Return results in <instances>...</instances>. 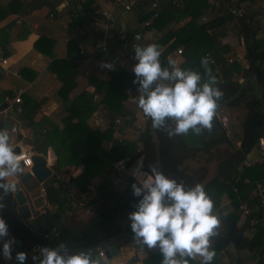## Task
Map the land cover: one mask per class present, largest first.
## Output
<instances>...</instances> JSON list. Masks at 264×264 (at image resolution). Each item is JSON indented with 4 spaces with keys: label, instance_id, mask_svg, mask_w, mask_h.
<instances>
[{
    "label": "trees",
    "instance_id": "16d2710c",
    "mask_svg": "<svg viewBox=\"0 0 264 264\" xmlns=\"http://www.w3.org/2000/svg\"><path fill=\"white\" fill-rule=\"evenodd\" d=\"M184 2L182 8L168 4L162 6L157 18L153 19L150 26L146 28L152 27L159 34L156 37V43L160 47L165 46L160 57L164 67H169L167 55L178 47H181V56L184 59L180 66L199 70L202 75L205 73L200 65L201 57L210 55L214 59L215 63L210 67L218 78L219 87L224 92L219 109L235 108L242 104L246 112L240 124L239 146L236 148L230 146L225 131L216 117L212 132H205L200 136L190 131L187 135L169 138L165 131L153 129L150 118H147L143 130L137 134L134 141L114 138L116 131L122 132L120 128L127 129L135 121V116L122 106L127 99L124 93L126 88L135 85L133 84L134 73L129 74L121 68H115L109 73L107 82L93 83V94L82 91L69 99L68 94L76 87L77 60L81 58L78 50L73 47L67 59H54L47 66V70L60 82L57 95L61 100L65 116L60 120L59 125L46 121L42 127L43 130L38 132L40 141L32 142L37 152L44 153L50 147L56 157L55 162L50 166L51 175L46 180L43 190L46 202L49 205H57V209L54 213H44L43 221L33 223V229L37 233L49 237L46 242H43L44 247H56L64 243V248L60 251L68 256L87 248H97L109 241L118 247L132 241L133 234L128 214L134 211L137 198L132 195L131 185L134 179L131 176L125 177L124 187L119 193L116 192V188L107 187L101 183L97 185L95 195L101 202L100 207L85 223L75 222L72 225H67L60 220L67 211L68 203L64 186L57 176L67 167L82 166L79 191L86 193V186L94 174L111 170L113 164L119 160L126 159L124 166L128 168L139 159L143 161L144 170H148L150 165L157 163L159 170L165 175L178 182L183 181L188 187L203 183L205 191L215 202L214 212H217L223 195L230 199L233 211L225 216L217 214L221 217V225L224 224L225 228L220 227V235L212 238L217 253L212 264H217L221 251L228 246L236 252L252 253L255 264H264V230L255 227L246 237L243 235L244 228L236 227L237 205L239 202L247 201L253 194L255 183H264V160L247 167L241 166L246 156L257 148L258 141H264V76L255 65V60L260 57L258 52H263L264 55V29L261 33L258 32V19L246 13L241 15L234 13L238 10V4L243 3L244 0H184ZM210 2H216L217 7L212 6ZM147 3L148 0H143L136 4L135 8L133 7L139 24L150 17L151 12L144 9ZM14 4L19 5V2L12 0L6 8L0 7V21L12 12L11 6ZM182 9L190 12V19L176 30H168L169 15L180 12ZM212 13L214 16L207 22H198L203 14ZM229 16L232 18H228ZM230 20L235 23L237 34L243 38L244 59L248 63V68L242 73V83L233 79L234 72L226 63L225 55L229 52V48L220 45L218 41L220 36L209 34V31L231 22ZM124 37L126 39L128 36L125 34ZM40 41L51 44L44 38ZM0 49V56L6 57L7 53L1 44ZM31 75L33 79L35 74ZM99 94L101 98L95 100L94 96ZM21 105L20 116L29 127H35L32 118L37 106L29 98H25ZM98 109L103 110L107 119V126L102 131L89 128L87 123ZM122 113L127 116V119L116 127L113 120ZM167 127H174V123L168 121ZM103 143L110 144L108 151L102 147ZM219 146H225V153L222 157H216V162L211 153ZM200 153L208 154V157L203 160L205 164L211 161L216 162L213 175L207 181L205 178L208 172L205 167L192 169L184 165V160L195 159ZM8 201L9 195L6 199L7 206L0 211V216H3L9 225V237L26 243L29 237L15 223L8 210ZM20 218L25 220L28 214L24 213ZM235 260L239 264V261ZM161 261V254L155 251L142 260V264H161ZM0 264H4L1 256ZM191 264L197 263L191 262Z\"/></svg>",
    "mask_w": 264,
    "mask_h": 264
},
{
    "label": "crops",
    "instance_id": "0c3cea01",
    "mask_svg": "<svg viewBox=\"0 0 264 264\" xmlns=\"http://www.w3.org/2000/svg\"><path fill=\"white\" fill-rule=\"evenodd\" d=\"M11 1L12 0H0V7L6 8L7 4ZM17 1L19 2V5H12V12L7 14V16L0 21V44L3 46V50L7 53V56L4 58L0 56V58L5 60L4 64H0V104L2 103L5 95L11 94L16 89H22L24 92L21 96V104H23V100L25 98H29L37 106L32 118V122L35 127H29L20 115L17 116V121L15 123L13 122V124L18 127V134L21 136L20 142L22 144H29L33 148L32 142L36 140L37 142L38 140L40 141L41 137L38 132L43 130L42 127L44 123H46V121H50L53 124L59 125L60 120L65 116L61 100L57 95L60 82L56 79L54 74H51L47 70V66L52 60L67 59L73 47H75L76 50L83 51L84 53L83 59L86 60V63L83 67L85 70H88V75L84 76L79 72L80 67H82L80 64V60L82 58H80L77 60L78 64L76 67V87L68 94L69 99H72L82 91L93 93V83L96 81H102L104 83L107 82L109 73L115 68H121L129 74H133L132 68L136 63L134 59H118L115 61L113 68L102 72L95 70L89 61V59L98 56V54L95 53V46L100 40L101 31L99 28H96L93 33L88 32L90 31L89 26L92 25L94 21L101 20L99 17L100 11H108L113 13L115 16L114 32L119 34V37H117L118 39H116L112 48L116 50L120 48L126 53L132 52L134 54L135 45L143 47L150 44L151 40L158 37L159 34L152 27L143 28L136 20L133 7L135 8L136 4L138 5V3H141L143 0H126L130 7L128 11H124L122 7H119L118 10L112 9V3L114 0ZM157 1L160 4V8L167 4V0ZM78 8L80 9V12L77 10ZM144 9L148 11V3ZM234 13L238 15L246 13L254 19L259 20L257 4L253 0H244L243 3L238 4V10H235ZM189 14L190 12L184 9L180 12L171 13L167 23L168 30L174 31L184 25L190 19ZM202 16L206 17V14H203ZM228 18L231 19L232 16H229ZM199 20L198 22H200ZM124 32L128 36L126 39H124ZM209 34L220 36L218 39L220 45L227 46L229 48V52L225 55V58L227 59L226 63L234 72L233 79L237 80L238 83H242V73L243 70L248 68V63L244 59L245 50L243 38L237 34L235 23L232 22V29L226 30L224 25H222L221 27L209 31ZM42 38L49 40L51 44L41 42L40 39ZM160 48L163 50L165 46ZM174 51L169 54L170 58H175V60L179 62V65H181L184 62V59L182 56H175ZM262 53L263 52H258L260 56L259 58H264ZM258 70L264 76V64L263 67ZM12 72H16L17 76L13 75ZM32 73L35 74L33 79H31ZM80 79L82 80L81 83L79 82ZM138 95L139 93L136 91L130 98H127L123 102L125 105L124 107L132 108V106L137 104L136 99ZM100 98L101 94L100 96H94L95 100H99ZM132 109H135L136 111L139 110V118L141 122H145V118L147 117L144 116L142 110H140L137 105H135ZM232 109L234 108L219 109L216 118H219V121H225V126L224 123L222 124L224 126L223 129L225 131L226 138L229 140L230 146L236 148L239 146V138L241 135L240 124L245 115L238 125L231 124V126H229L227 125V118L222 114V112H228ZM100 112L104 114L103 110L98 109L92 114L91 118L93 116L103 118V116L100 115ZM3 120V116L0 115V121ZM90 121H87L88 126H90ZM135 122L136 120L133 124L139 128L140 126L137 125V122ZM234 130H236V138L233 140L232 135H229V131L231 132ZM125 132L126 130L123 129L121 132L123 136L120 137L119 131H116L113 137L125 140ZM134 140L135 139H132V141ZM102 147L108 151L110 144L103 143ZM33 150L37 156L44 158L50 169V166L56 159L54 151L50 147H48L44 153L37 152L34 148ZM124 160H119L118 162ZM138 160L134 161L130 167L126 168V172L119 176L120 180H122L121 178L123 176H130V174H132V170L136 167ZM261 160H264L263 140L258 141L257 148L249 153L245 159V161H248L249 165ZM192 162L193 159H186L184 160V165H192ZM209 165L210 169L207 170L208 173L205 178L206 181L211 179L216 162L212 163L211 161L209 162ZM66 170L70 171L68 176L63 173H59L57 176V179L64 186L66 200L68 203L66 206L67 211H65L63 216L60 217V220L67 225H72L75 222L85 223L93 216L101 205V202L95 195L96 186L101 183L105 184L107 187L110 186L115 188L112 184L116 179V172L111 169L112 171L106 170L104 172L94 174V176L90 179L89 184L86 186L87 192L82 193L79 191L81 183L79 176L82 172V166H71L67 167ZM76 171L78 172L75 174ZM44 184L41 185V195L45 201L44 207L35 210L37 212V216L33 219H31L30 214L27 212L28 218L22 220L20 218L22 214L18 213L22 222L29 223L33 226L34 222L43 221L42 215L44 213H54L56 211L57 205H49L45 200L43 190ZM2 191L3 190L0 189V192ZM67 195H69V197H67ZM6 199L7 196L0 202L7 205ZM77 202H81L83 206L81 208H77ZM231 211H233V207L230 199L223 195L220 199L218 210L215 213L220 216H225ZM63 218L64 220H62ZM236 227L238 226L236 225ZM223 228H225L224 224L221 225V229ZM244 230L243 235L246 237L252 232L251 230H246L245 228ZM109 242L115 246L117 254L109 260H106L107 264H127L130 259L132 260L129 264H142V260L148 257V255L158 251V249H148L147 247L142 248L133 240L121 247L116 246L112 241ZM20 251L22 250L20 249ZM231 258L237 259L239 264H255L254 255L252 253L247 251L236 252L231 246H228L221 251L218 256L217 264H228ZM30 263H32V260L28 258L25 264ZM195 263L199 264V261L197 260ZM9 264H17L14 257Z\"/></svg>",
    "mask_w": 264,
    "mask_h": 264
},
{
    "label": "clouds",
    "instance_id": "9594fccd",
    "mask_svg": "<svg viewBox=\"0 0 264 264\" xmlns=\"http://www.w3.org/2000/svg\"><path fill=\"white\" fill-rule=\"evenodd\" d=\"M162 49L157 43L135 45L132 68L133 84L139 93L136 103L152 128L165 131L169 138L211 133L214 118L224 97L218 78L210 67L215 63L210 55L200 59L204 75L193 68H183L169 58V67L162 66ZM111 69L110 63H101ZM168 121L174 127H167ZM14 130L0 128V201L17 191V180L24 175L23 157L17 154ZM132 195L137 198L134 211L128 214L133 241L142 248L158 249L161 264H212L217 253L213 237L220 235L221 217L214 212L215 202L203 183L186 186L183 181L165 175L157 163L144 170L142 160L132 170ZM11 178V179H9ZM7 205L0 202V210ZM0 255L13 259L14 237L9 238V225L0 216ZM64 243L56 247H40V256H32L38 264H106L98 249L87 248L75 254H61ZM35 251V250H34ZM17 264H25L28 253L18 251Z\"/></svg>",
    "mask_w": 264,
    "mask_h": 264
},
{
    "label": "built area",
    "instance_id": "2783aa9c",
    "mask_svg": "<svg viewBox=\"0 0 264 264\" xmlns=\"http://www.w3.org/2000/svg\"><path fill=\"white\" fill-rule=\"evenodd\" d=\"M257 4L258 8V14H259V24H258V32L261 33L264 29V0H253ZM166 3L172 7L182 8L184 6V0H167ZM212 6L217 7L216 2H210ZM119 7H122L124 11L129 10V5L126 0H114L112 3V9L118 10ZM160 4L157 0H149L148 1V11L151 12L150 17L141 22L140 25L143 28L149 27L151 24V21L155 18H157L159 12H160ZM99 17L101 20L94 21L92 25L89 26V32L93 33L96 28H99L101 31L100 40L98 41L97 45L95 46V53L98 54L97 57H94L92 59H89L91 62L93 68L97 70L98 72H102L104 70H109L108 68L101 67V63H110L114 66V63L118 59H133L134 54L132 52L126 53L125 51L118 48V50L112 48L114 42L117 37H119V34H116L114 32L115 29V16L113 13L108 11H100ZM200 21L205 22L206 19L204 16H200ZM151 43H156V38H153L151 40ZM120 49V50H119ZM79 56L82 58L80 60V64L82 67H80V73H82L84 76L88 75V70H85L83 67L86 63V60L83 59L84 53L81 50H78ZM174 55L179 57L181 56V48L178 47L174 51ZM167 59L170 58V55L168 54ZM175 60V58H172ZM178 62V61H177ZM5 60L0 58V64H4ZM179 64V62H178ZM264 64V58H258L255 60V65L258 67V69H261ZM13 75L17 76L16 72H12ZM137 91V85H131L128 86L125 90V95L127 98H130L135 92ZM22 89H16L11 94L5 95L3 97L2 103L6 105V107L0 111V115L3 116V121H10L11 126L10 130H14L13 134H17L19 132L18 127L13 124L17 121V116H19L22 112L21 109V96L23 94ZM124 119H127V116L122 113V115L117 116L113 120V124L118 127L122 124V121ZM147 119V118H145ZM221 126L223 124L222 121H219ZM107 126V120L104 118L93 116L90 121V127L94 130L102 131ZM224 127V126H223ZM117 129V128H116ZM17 154H20L23 159L21 160V163L24 165V172H29L30 168L32 167V158L34 156H37L33 148L26 143H21L20 140L17 141ZM241 166L247 167L249 166L248 161H243ZM112 170L116 172V179L113 182V186L115 188L119 187V184L122 182L120 180L119 176L121 174H124L126 172V167L124 166V161L117 162L113 164ZM130 176L134 179L133 175L130 174ZM235 191V190H234ZM69 197V195H67ZM77 208H81L83 204L81 202H77L76 204ZM237 214L238 219L236 222V225L238 228H245L246 230H253L255 227H259L260 229L264 230V183H255L253 194H251L248 197V200L245 202H240L237 206ZM2 248V243H0ZM101 252V250H99ZM107 264V262H106ZM228 264H238L234 258H231Z\"/></svg>",
    "mask_w": 264,
    "mask_h": 264
},
{
    "label": "water",
    "instance_id": "95a60500",
    "mask_svg": "<svg viewBox=\"0 0 264 264\" xmlns=\"http://www.w3.org/2000/svg\"><path fill=\"white\" fill-rule=\"evenodd\" d=\"M80 12V9H77ZM6 107L4 103L0 104V111ZM11 123L10 121H0V128H8L10 129ZM14 135V134H13ZM15 142L21 139V136L17 133L14 135ZM156 145V141H154ZM17 152L18 149L16 148ZM32 167L29 172H25L23 176L19 177L17 180V191L14 193H9V201H8V210L13 217L15 223L28 235L29 240L26 244H23L19 241H16L13 244V257H15L16 252L25 251L28 253V258L32 260V256L35 254L36 256H40L39 248L44 247L43 242H46L49 237H44L41 234L37 233L33 226L29 223H24L20 220L19 214L29 213L31 219L37 216V212L35 211L38 208L44 207L45 201L43 196L41 195V185L50 177L51 171L49 166H47L44 158L40 156H34L32 158ZM11 179V178H10ZM124 187V183L121 182L119 187L116 188V192L119 193ZM30 195V196H29ZM43 220V219H42ZM64 220V218L62 219ZM10 238V237H9ZM20 248V249H19ZM101 250L106 260L116 256L117 251L115 246L108 242L106 244L101 245L99 248H94ZM35 250V251H34ZM62 255H65L61 252ZM2 258L3 256L0 255ZM66 258V255H65ZM132 259L129 260V262ZM11 260H5L3 258L4 264H9ZM127 262V264H129ZM33 264H37L38 261L33 262Z\"/></svg>",
    "mask_w": 264,
    "mask_h": 264
},
{
    "label": "rangeland",
    "instance_id": "374dc122",
    "mask_svg": "<svg viewBox=\"0 0 264 264\" xmlns=\"http://www.w3.org/2000/svg\"><path fill=\"white\" fill-rule=\"evenodd\" d=\"M214 13V12H213ZM206 14V21L205 22H207L211 17H213L214 16V14ZM199 20V19H198ZM200 21V20H199ZM231 22H228V23H225L224 24V27L226 28V30H229V29H232V20H230ZM201 22V21H200ZM202 23V22H201ZM81 79L79 80V82L81 83ZM91 94H93V93H91ZM97 96H100V94L99 95H97ZM135 105H137V104H135ZM134 105V106H135ZM122 106H123V108L124 109H126L128 112H130L132 115H134L135 116V120H136V122H137V125H139L140 127L139 128H137L136 126H135V124H133V125H131L129 128H127V129H125L126 130V132H125V134H124V136H125V140H127V141H130V140H132V139H135L136 137H137V134L140 132V131H142L143 130V127H144V122H141V120H140V111L138 110V111H136L135 109H132V108H134V106H132V108L130 107V108H127V107H124L125 105L122 103ZM141 110V109H140ZM245 109H244V107H243V105L242 104H240L239 106H237V107H235L234 109H232V110H230V111H228V112H222V114L227 118V125H229V126H231V124L232 125H238V123L241 121V119L243 118V116L245 115ZM100 115H102L103 116V118L105 119V120H107L106 119V117H105V115L102 113V112H100ZM92 116V115H91ZM144 117V116H143ZM91 118V117H90ZM89 118V120L88 121H90L91 119ZM218 120H219V118H218ZM135 122V123H136ZM221 123H224V126H225V121H223V122H221ZM89 128H91L90 126H89ZM222 128H223V126H222ZM121 130L120 131H122V129L123 128H120ZM234 129V128H233ZM236 130H234V131H229V135H232V139L234 140L235 138H236ZM120 134V137L121 136H123V134L120 132L119 133ZM234 137V138H233ZM231 142H233V141H231ZM225 153V146H219V147H217L216 149H214L213 151H212V153H211V155H212V158L216 161V157H222L223 156V154ZM210 155V154H209ZM208 157V154H197L196 155V157H195V159H193V162L191 163L192 165H189L190 166V168H192V169H197V168H199V167H201V166H203V167H205V169H207V170H209L210 168H209V163L208 164H205L204 162H203V160L205 159V158H207ZM192 161V160H191ZM217 162V161H216ZM213 163V162H212ZM186 164H187V162H186ZM112 171V170H111ZM61 173H63L64 175H69V173H70V171L69 170H65L64 172L62 171ZM126 177V176H125ZM125 177L123 176L121 179H122V181L125 179Z\"/></svg>",
    "mask_w": 264,
    "mask_h": 264
},
{
    "label": "bare ground",
    "instance_id": "6f19581e",
    "mask_svg": "<svg viewBox=\"0 0 264 264\" xmlns=\"http://www.w3.org/2000/svg\"><path fill=\"white\" fill-rule=\"evenodd\" d=\"M10 179V178H9Z\"/></svg>",
    "mask_w": 264,
    "mask_h": 264
}]
</instances>
